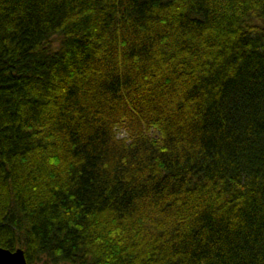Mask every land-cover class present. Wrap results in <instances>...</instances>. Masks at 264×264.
Returning <instances> with one entry per match:
<instances>
[{
  "label": "trees",
  "instance_id": "trees-1",
  "mask_svg": "<svg viewBox=\"0 0 264 264\" xmlns=\"http://www.w3.org/2000/svg\"><path fill=\"white\" fill-rule=\"evenodd\" d=\"M0 247L264 264V0H0Z\"/></svg>",
  "mask_w": 264,
  "mask_h": 264
},
{
  "label": "water",
  "instance_id": "water-1",
  "mask_svg": "<svg viewBox=\"0 0 264 264\" xmlns=\"http://www.w3.org/2000/svg\"><path fill=\"white\" fill-rule=\"evenodd\" d=\"M0 264H25L22 250L20 248L8 250L0 247Z\"/></svg>",
  "mask_w": 264,
  "mask_h": 264
},
{
  "label": "rangeland",
  "instance_id": "rangeland-1",
  "mask_svg": "<svg viewBox=\"0 0 264 264\" xmlns=\"http://www.w3.org/2000/svg\"><path fill=\"white\" fill-rule=\"evenodd\" d=\"M121 130H123V129H122V128H120V129H116V131H115V136L118 137V138H126L127 134H126V133L123 134V133L121 132ZM37 264H50V263H48L47 261H40V262H38ZM59 264H63V263H59Z\"/></svg>",
  "mask_w": 264,
  "mask_h": 264
},
{
  "label": "built area",
  "instance_id": "built-area-1",
  "mask_svg": "<svg viewBox=\"0 0 264 264\" xmlns=\"http://www.w3.org/2000/svg\"><path fill=\"white\" fill-rule=\"evenodd\" d=\"M121 132H122L123 134H125V133H124V130H121Z\"/></svg>",
  "mask_w": 264,
  "mask_h": 264
}]
</instances>
